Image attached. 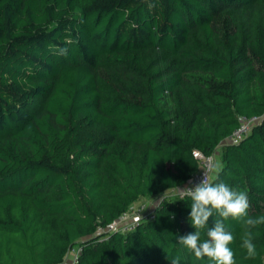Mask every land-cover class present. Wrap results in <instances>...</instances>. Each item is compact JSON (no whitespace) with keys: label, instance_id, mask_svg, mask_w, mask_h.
<instances>
[{"label":"trees","instance_id":"1","mask_svg":"<svg viewBox=\"0 0 264 264\" xmlns=\"http://www.w3.org/2000/svg\"><path fill=\"white\" fill-rule=\"evenodd\" d=\"M238 114L258 119L225 142ZM217 146L220 179L264 215V0H0V264H59L75 243L72 264H211L177 242L188 198L98 228ZM224 224L236 264H264V224L254 258Z\"/></svg>","mask_w":264,"mask_h":264},{"label":"clouds","instance_id":"2","mask_svg":"<svg viewBox=\"0 0 264 264\" xmlns=\"http://www.w3.org/2000/svg\"><path fill=\"white\" fill-rule=\"evenodd\" d=\"M219 165L204 171L200 182L191 187L178 189L180 200H191L189 220L195 232L179 235L177 242L192 252L197 260L207 258L211 264H236L235 253L230 247L234 240L224 224L232 218L242 221L248 231L243 241L249 258L257 255L256 245L253 243L251 229L264 224V215L252 217L249 215L251 207L247 190H236L220 179ZM212 172L214 179H209ZM217 214L219 218L213 220V226L207 228L206 239L201 240V231L205 229L210 218ZM170 264H180V257H167Z\"/></svg>","mask_w":264,"mask_h":264},{"label":"built area","instance_id":"3","mask_svg":"<svg viewBox=\"0 0 264 264\" xmlns=\"http://www.w3.org/2000/svg\"><path fill=\"white\" fill-rule=\"evenodd\" d=\"M257 116H244L236 115V126L230 131L228 135L225 136L224 141L228 143H236L250 128V126L256 122ZM212 153L203 154L199 150L193 149L191 151V156L196 160L195 169L189 174L185 183L181 189L185 187L194 186V184L200 182L203 178L204 171H208L212 168ZM212 172H209V177ZM179 196V193H178ZM144 205L131 203L128 208L118 215L112 221L106 223L104 226L99 227V231H113L118 230L120 232H126L132 230L138 221L146 218H151L153 216V208L149 211L143 212ZM80 250V248H79ZM77 258V255L69 261H62L59 264H72Z\"/></svg>","mask_w":264,"mask_h":264},{"label":"rangeland","instance_id":"4","mask_svg":"<svg viewBox=\"0 0 264 264\" xmlns=\"http://www.w3.org/2000/svg\"><path fill=\"white\" fill-rule=\"evenodd\" d=\"M218 149H219V147L217 146L215 148L214 152H213V155H212V168L214 166H217ZM178 189H179V187H178ZM178 189L174 188V189H170V190L159 192V193H157L155 195H152V196L140 197L134 203L135 204L144 205L143 212H146V211H149V209H152L161 198H163V197H165V198H174V197L178 196V193H179ZM79 248L80 247H79L78 243L77 244L75 243L66 252V254L64 255V259L63 260L66 261V262H69L74 257V255H78Z\"/></svg>","mask_w":264,"mask_h":264},{"label":"crops","instance_id":"5","mask_svg":"<svg viewBox=\"0 0 264 264\" xmlns=\"http://www.w3.org/2000/svg\"><path fill=\"white\" fill-rule=\"evenodd\" d=\"M215 161H216V160H215ZM218 163H219V159H217V165H218ZM182 186H183V185L178 186L179 189H181ZM178 187H176V188L178 189Z\"/></svg>","mask_w":264,"mask_h":264}]
</instances>
